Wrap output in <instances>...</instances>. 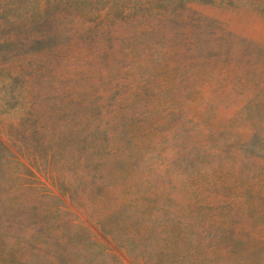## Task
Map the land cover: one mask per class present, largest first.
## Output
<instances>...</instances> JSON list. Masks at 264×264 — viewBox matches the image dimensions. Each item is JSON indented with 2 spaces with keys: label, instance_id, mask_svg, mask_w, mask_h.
Instances as JSON below:
<instances>
[{
  "label": "rangeland",
  "instance_id": "1",
  "mask_svg": "<svg viewBox=\"0 0 264 264\" xmlns=\"http://www.w3.org/2000/svg\"><path fill=\"white\" fill-rule=\"evenodd\" d=\"M0 264H264V0H0Z\"/></svg>",
  "mask_w": 264,
  "mask_h": 264
}]
</instances>
